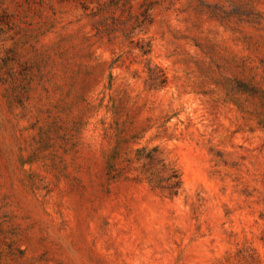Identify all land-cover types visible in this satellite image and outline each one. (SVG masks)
Returning a JSON list of instances; mask_svg holds the SVG:
<instances>
[{
    "label": "rangeland",
    "instance_id": "rangeland-1",
    "mask_svg": "<svg viewBox=\"0 0 264 264\" xmlns=\"http://www.w3.org/2000/svg\"><path fill=\"white\" fill-rule=\"evenodd\" d=\"M0 264H264V0H0Z\"/></svg>",
    "mask_w": 264,
    "mask_h": 264
}]
</instances>
